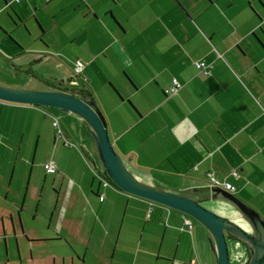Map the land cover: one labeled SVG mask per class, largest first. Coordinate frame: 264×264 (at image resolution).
<instances>
[{"label":"crops","instance_id":"obj_1","mask_svg":"<svg viewBox=\"0 0 264 264\" xmlns=\"http://www.w3.org/2000/svg\"><path fill=\"white\" fill-rule=\"evenodd\" d=\"M3 63L32 75L23 88L91 94L142 181L246 225L213 175L264 219V0H0ZM98 157L76 114L0 101V264H217L204 225L105 186ZM228 244L247 264L249 244Z\"/></svg>","mask_w":264,"mask_h":264},{"label":"water","instance_id":"obj_2","mask_svg":"<svg viewBox=\"0 0 264 264\" xmlns=\"http://www.w3.org/2000/svg\"><path fill=\"white\" fill-rule=\"evenodd\" d=\"M65 82L68 87H62ZM0 101L55 107L63 112L76 114L88 125L103 168L116 188L153 203L180 210L199 221L211 233L210 242L216 254L217 264H231L228 244L230 236L249 244L251 256L247 264L264 262V219L255 209L235 194L213 188L214 194L211 198L217 199L221 195L233 204L246 222V225H241L207 208L191 194L165 190L139 179L116 150L100 106L92 95L76 85L73 79L63 81L49 90L14 88L0 83Z\"/></svg>","mask_w":264,"mask_h":264},{"label":"built area","instance_id":"obj_3","mask_svg":"<svg viewBox=\"0 0 264 264\" xmlns=\"http://www.w3.org/2000/svg\"><path fill=\"white\" fill-rule=\"evenodd\" d=\"M85 62L82 61V60H77L75 62V65H74V73L76 75H81L82 72H83V69L85 67ZM195 65L197 67V69L199 70L200 73L204 74V75H211L212 73V64L211 63H208L204 60H197L195 62ZM182 87V84L181 82H179L176 78L173 80L172 84L169 86V88L167 89V94L168 95H173L175 94L180 88ZM54 126L56 128H58V136H64L63 135V130L61 128V124H60V121L55 118L54 122H53ZM66 139V138H65ZM65 143V146L67 147H74L75 144L73 142H71L70 140L66 139L64 141ZM47 169L50 173H56L58 171V165L57 163L54 161V160H51L47 163ZM96 174L100 177V180L103 182V184L105 186H108V185H111V186H114L115 187V184L111 181V179L106 176L104 174V172L102 173H98L96 170H95ZM235 175H238V172H234ZM209 180L211 182V185L216 187V188H220V189H223V190H226L230 193H235L236 191V187L230 183V182H227V181H222V180H219L217 179L215 176L213 175H210L209 176ZM184 217V223L186 225H189L190 227L192 226V217L187 215V214H184L183 215ZM194 264H200V263H194Z\"/></svg>","mask_w":264,"mask_h":264},{"label":"rangeland","instance_id":"obj_4","mask_svg":"<svg viewBox=\"0 0 264 264\" xmlns=\"http://www.w3.org/2000/svg\"><path fill=\"white\" fill-rule=\"evenodd\" d=\"M75 74V73H74ZM76 75V74H75ZM32 75L28 74L22 70H17L13 65H8L6 63H3L2 65H0V83L9 87H14V88H23L25 85L24 83V78H30ZM32 81H35L34 79H31ZM37 82V81H36ZM14 85V86H12ZM17 85V86H16ZM53 116V115H52ZM55 118H58L57 116H55ZM61 121V124L63 125L64 122L63 120H61L60 118H58ZM52 123V122H51ZM57 129V134H58V128ZM91 132V131H90ZM92 134V133H91ZM93 136V135H92ZM58 137V136H57ZM59 138V137H58ZM66 137H64V141ZM94 138V137H93ZM71 141V140H70ZM72 142V141H71ZM75 144V143H74ZM35 144H33L34 146ZM75 146L78 147L77 144H75ZM79 148V147H78ZM98 163L100 164L101 161L98 157ZM102 164V163H101ZM89 166H91V168H93L94 166H92L91 163H89ZM103 166V165H102ZM95 169V168H94ZM205 206V204H203ZM207 207V206H206ZM209 208V207H207ZM210 209V208H209ZM213 210V209H212ZM216 212V211H215ZM217 213V212H216ZM230 249V247H229ZM231 264H236L234 262V259L231 258ZM240 264V263H238Z\"/></svg>","mask_w":264,"mask_h":264},{"label":"trees","instance_id":"obj_5","mask_svg":"<svg viewBox=\"0 0 264 264\" xmlns=\"http://www.w3.org/2000/svg\"><path fill=\"white\" fill-rule=\"evenodd\" d=\"M88 94H89V93H88ZM90 95H91V94H90ZM104 174H105L106 176H108L105 170H104ZM118 189H120V188H118ZM120 190H121V189H120Z\"/></svg>","mask_w":264,"mask_h":264}]
</instances>
